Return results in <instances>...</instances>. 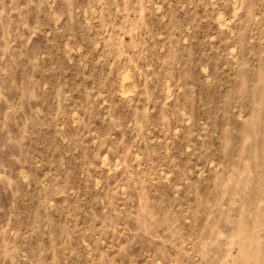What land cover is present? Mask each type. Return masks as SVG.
Here are the masks:
<instances>
[{
  "label": "rangeland",
  "instance_id": "rangeland-1",
  "mask_svg": "<svg viewBox=\"0 0 264 264\" xmlns=\"http://www.w3.org/2000/svg\"><path fill=\"white\" fill-rule=\"evenodd\" d=\"M0 264H264V0H0Z\"/></svg>",
  "mask_w": 264,
  "mask_h": 264
}]
</instances>
